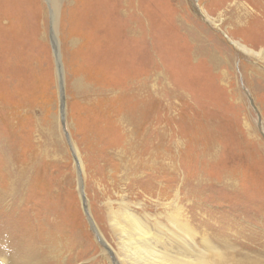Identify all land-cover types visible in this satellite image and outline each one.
I'll return each mask as SVG.
<instances>
[{"label":"rangeland","instance_id":"374dc122","mask_svg":"<svg viewBox=\"0 0 264 264\" xmlns=\"http://www.w3.org/2000/svg\"><path fill=\"white\" fill-rule=\"evenodd\" d=\"M56 1L0 0V245L8 255L45 243L55 249L41 264H108L101 247L114 264L92 229L97 219L114 246L103 203L116 209L126 196L138 213L163 220L152 199L176 193L198 237L229 230L234 246L247 239L244 250L257 247L250 240L264 235V59L230 40L264 51L263 27L238 32L224 23L225 6L212 11L216 0ZM145 76L150 96L135 99L130 88ZM137 100L146 133L133 151L158 150L157 158L119 182L112 150L126 151L121 133L133 123L116 120Z\"/></svg>","mask_w":264,"mask_h":264},{"label":"bare ground","instance_id":"6f19581e","mask_svg":"<svg viewBox=\"0 0 264 264\" xmlns=\"http://www.w3.org/2000/svg\"><path fill=\"white\" fill-rule=\"evenodd\" d=\"M50 1H52L54 3L57 2L56 0H50ZM216 1H217L216 7L212 8L213 10L211 9L213 12H215L219 8H222V6H225V10L226 9L228 10V11H226L227 17L224 20V23L233 25L234 29H236L238 32L243 33V34L250 33L251 31L249 32V30L253 29V27L254 28L259 27V26L261 28L263 27L262 28L263 33L261 34V36L264 38V0H259V1H257V0H244V1L243 0H216ZM231 1H233V2L231 3ZM95 2L97 3V1H95ZM78 3L79 2L76 1V4H78ZM86 3L88 6L89 5L88 2H86ZM91 4H93V3L91 2ZM73 5H75V4H73ZM1 6H3V4ZM58 6H59V4H58ZM77 6L72 7L71 10L73 8H76ZM83 6L86 7L85 4ZM78 7H80V6H78ZM84 7L82 9H84ZM91 8H92V6L90 7V10H91ZM99 8H100V6L98 7V9ZM78 9H79L78 11L80 12L81 8H78ZM92 10H94V9H92ZM3 11H4V9H3ZM14 11H15V9H14ZM76 12L77 11H75V13ZM3 13H5V11ZM17 14H18V12H17ZM86 14H88V13L86 12ZM6 17H8L7 14H6ZM218 17H220V15ZM4 18H5V16H4ZM13 18H14V16H13ZM71 18H73V16ZM84 18H85V16H84ZM90 18H92V16ZM139 18H140V16H139ZM73 19H75V18H73ZM207 19L209 21L210 20L213 21V20H215V17L207 14ZM15 20H17V19H15ZM70 20H72V19H70ZM20 21L21 20H19L18 22H20ZM81 21L82 20H80V22ZM82 22H85V21H82ZM77 23H78V21H77ZM146 24H147V22H146ZM215 25H217V24L214 23V26ZM17 26H19V25H17ZM14 34H16V33H14ZM251 38H253V37H251ZM230 42L236 48L240 49L241 51H244L245 53H247L251 56L258 57V59H261V60L264 59L263 49L257 50V51L253 50L250 47L248 48L246 45L242 44L239 40H235V39L230 40ZM132 58H133V56H132ZM133 60H135V58ZM141 61H143V60H141ZM132 62L133 61L131 60L130 63H132ZM135 64H138V63H135ZM132 65L130 67H132ZM135 66H138V65H135ZM140 66H141V64H140ZM140 72H141V68H140ZM126 73H127V71H126ZM129 74H131V73L129 72ZM121 76H123V75H121ZM144 78H145L144 80L139 79V81L137 82L136 85H135L136 82L134 81L132 84V87L130 88V92H132V95L135 97V99H139L135 96V94L140 95V93H141L140 91H143L144 93H146V96L147 95L150 96V92H149L150 85L146 80L148 77L145 76ZM122 88H124V87H122ZM113 91H114V89H113ZM142 96H143V93H142ZM137 101H140V102H138L137 107L127 108L126 110H124V112H123L124 114L122 113L121 115H118V118L116 120L117 123H122L120 121H122L123 117H126L127 122H129L130 124L133 123V127L131 129L130 128L129 129L123 128L124 130L122 129L123 130L122 133L120 132L121 136H123V134L125 136L123 138L126 141V144H124V145H127L126 151H124L125 149L121 150L123 145H120V146H118V148L116 147L117 149L115 148L112 150V152L114 153L113 155H114L115 159L117 160L116 161V164H117L116 165V173H115V175H117L116 180H118V179H120V180L125 179L126 180V178H129V175L131 173H133V171L136 170V169H134L135 166H137L136 168H138V166L141 164V163L139 164V161H141L143 163V165H147L149 162H153V160H155L157 158L156 154H157L158 150L153 151V150L148 148L149 150H147L145 153H141L140 155L139 154L137 155V152L133 151L134 148H138V146L141 144L140 141L144 140V138L142 136H144L146 133L144 128L142 130V128L138 124V121H139L141 115L144 114L142 111L143 110L142 103H144V101H141V100H137ZM146 106H148V105L146 104ZM146 106H145V108H148ZM121 109H120V111H121ZM119 126H118V128L120 129L121 127H119ZM128 132H129V134H128ZM132 138H133V142L128 144V141L132 140ZM149 138H148V140H149ZM135 139L138 141L137 143L135 142ZM118 142H119V140H118ZM134 142L136 143L135 145H133ZM120 143H122V142H120ZM109 147H108V149H109ZM146 147H147V144H146ZM74 151H75V156H76V163H78V166L80 168L79 169L80 172H83V165L81 162V158H80V155L78 154V151L76 150L75 147H74ZM111 156H112V154H111ZM160 158H161V155H160ZM118 176H119V178H118ZM176 192H178V190ZM123 196H125V195H123ZM173 196H174V194H173ZM179 196L180 195H178L176 193L174 197H172L171 199H168V200H167V198H169V196H164L163 198L159 197L157 199H152V200L157 201L161 204L160 206H162V210L165 212V214L162 216L164 219L161 217V219H163V220H160L158 218V215L152 214V213H150V211L144 212L145 211L144 210L143 213H138L141 209L139 211L132 209L129 206L128 202L125 201L126 196L122 197L123 198L122 200L120 197L121 201L118 202V207L116 209L112 208L113 205L111 206L110 201H108L107 204L103 203L104 204V212H103L104 218L103 217L102 218L106 219L107 224H105L102 221H101V224H102V227L106 228L107 231L109 232V234L112 236L111 237V238H113L112 240L115 241L114 246H112L108 242V240L104 237L103 232L98 231L97 228L99 226L95 222L97 219L93 221L91 219V217L93 215L90 217L89 212L87 213V216H88L87 218H88L89 222L93 221V228L92 229L98 234L99 241H102L105 243V244H102V246L106 245V248L109 249V254H110V257L114 260V264H264V237H263L264 235L263 236L259 235L258 237L251 235V236H253V239H251L250 241L254 242V244H256V246H257L255 248L252 247V249L250 248L251 250H244L245 245L246 246L252 245L249 241H247V239H243L242 242H241V240H239L238 242L240 245L235 243L236 245H239V247L234 246L233 242L230 243V240L227 239V237H226V234L229 232V230H228V232L226 230L227 233H225V232L220 233V232H216L215 228L212 229L210 235L213 237L215 242L213 241L212 238H211L212 239L211 240L208 236L202 235V236L198 237L197 233L195 232V229L191 226L192 223L191 224H190V222L188 223L187 217L185 218L184 213L181 212V209L183 207L179 206L178 205L179 202H178V200H176V199H179ZM87 202L88 201H86L84 204L85 205L84 209H86V211L88 210ZM180 204L182 205V203H180ZM195 224H197V223H195ZM243 228H246V227L243 226ZM107 231H106V234H108ZM240 231H241V229H240ZM197 238H198V240H196ZM32 244H34V243H32ZM32 244L24 246V248H22V250H21L22 252H20L18 254L14 253L15 255L14 256L12 255L13 257L11 255H8L9 253L5 250L6 248L4 246L0 245V255H4V256L0 257V264H41L44 262L45 257H48L50 255L51 250L55 249L52 247L48 248V245L43 243V244H41V247H39L38 250L35 251L33 248L34 245H32ZM100 251H101L103 259H105V261H107L108 264H111L110 259H109V255L107 254L106 250L100 247ZM39 252H40V254H39ZM6 258H8L9 261H6Z\"/></svg>","mask_w":264,"mask_h":264}]
</instances>
